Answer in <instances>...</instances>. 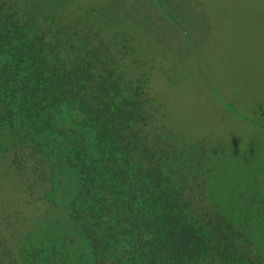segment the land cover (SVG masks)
Masks as SVG:
<instances>
[{
	"label": "trees",
	"instance_id": "1",
	"mask_svg": "<svg viewBox=\"0 0 264 264\" xmlns=\"http://www.w3.org/2000/svg\"><path fill=\"white\" fill-rule=\"evenodd\" d=\"M55 1L0 0V264H264L260 152L224 135L257 128L230 118L211 125L226 143L190 139L169 100L186 75H166L162 100L149 93L152 40L130 51L121 20L95 21L88 7L80 21ZM216 157L245 164L241 191L210 182ZM28 205L47 223L33 227Z\"/></svg>",
	"mask_w": 264,
	"mask_h": 264
},
{
	"label": "rangeland",
	"instance_id": "2",
	"mask_svg": "<svg viewBox=\"0 0 264 264\" xmlns=\"http://www.w3.org/2000/svg\"><path fill=\"white\" fill-rule=\"evenodd\" d=\"M166 1L168 10L159 0H56L54 5L65 4L71 13H81L76 17L80 21L87 20L82 12L88 7L94 8L95 21L102 22L103 15L112 24L116 19L121 20L123 31L132 41L128 44L130 51L135 44L146 45L152 40L156 48L152 47L150 54L146 49L142 52L145 70L153 69L155 73L154 80L149 83V93L162 100L165 89L169 88L166 75H186L187 79L181 81L185 91L177 93L176 97L171 96L169 100H179L175 104L177 110L172 106L171 116L176 110L174 117L181 126L177 128L184 131L185 135L190 132V128V139L197 135L205 140L206 137H214L212 133L217 132L219 138L225 141L220 143L224 144L226 140L222 133L226 129L216 131L211 125L237 124L235 120L231 123L230 118L245 122L249 119L250 124L257 128L254 139L249 132L244 135L234 130H227L224 135L231 139L228 142L231 145L240 141V152L244 150L241 141L244 145L246 141L252 143L254 152H260L258 156L255 155L260 165L257 167L260 169V187L255 188L264 197V123L258 121L260 115L257 120L251 112L256 110V114L262 113L254 106L264 105V0H246L250 7L243 4L242 0H183L181 11L176 8L178 0ZM250 11H254V14ZM116 12L118 18L113 15ZM248 12L251 17L243 16V13ZM131 54L137 56L135 50ZM195 88L207 92L201 96ZM243 159L252 163L250 154L244 152ZM213 164L220 170L210 181L212 184L223 185L225 194L232 195L242 190L241 186L245 183L243 178L249 176L244 163L216 157ZM235 200L230 199V209H235V214H246V201ZM28 207L32 216L36 214L33 227L40 220L43 224L48 221V212L44 207ZM260 208L258 210L264 212V207ZM26 225L19 223L18 226L25 231Z\"/></svg>",
	"mask_w": 264,
	"mask_h": 264
}]
</instances>
